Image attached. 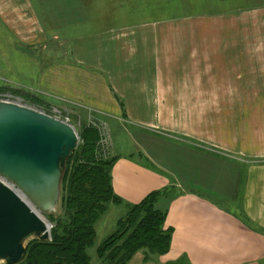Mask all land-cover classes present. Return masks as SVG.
I'll use <instances>...</instances> for the list:
<instances>
[{
  "label": "crops",
  "instance_id": "0c3cea01",
  "mask_svg": "<svg viewBox=\"0 0 264 264\" xmlns=\"http://www.w3.org/2000/svg\"><path fill=\"white\" fill-rule=\"evenodd\" d=\"M0 79L14 101L123 127L115 194L167 191L173 231L129 264H264V0H0Z\"/></svg>",
  "mask_w": 264,
  "mask_h": 264
},
{
  "label": "water",
  "instance_id": "95a60500",
  "mask_svg": "<svg viewBox=\"0 0 264 264\" xmlns=\"http://www.w3.org/2000/svg\"><path fill=\"white\" fill-rule=\"evenodd\" d=\"M76 128L34 107L0 100V263L19 264L26 240H52Z\"/></svg>",
  "mask_w": 264,
  "mask_h": 264
},
{
  "label": "trees",
  "instance_id": "16d2710c",
  "mask_svg": "<svg viewBox=\"0 0 264 264\" xmlns=\"http://www.w3.org/2000/svg\"><path fill=\"white\" fill-rule=\"evenodd\" d=\"M86 132L97 140L88 142L68 160L65 179L69 178L62 184L63 213L47 216L54 224L52 240H35L19 264H93L88 251L96 244L99 219L109 205H120L122 199L113 188L112 171L117 159L95 158L97 133L94 129ZM165 193H151L118 221L116 232L97 249L102 264H129L141 251L147 256L169 253L173 231L165 227L167 215L157 207Z\"/></svg>",
  "mask_w": 264,
  "mask_h": 264
},
{
  "label": "rangeland",
  "instance_id": "374dc122",
  "mask_svg": "<svg viewBox=\"0 0 264 264\" xmlns=\"http://www.w3.org/2000/svg\"><path fill=\"white\" fill-rule=\"evenodd\" d=\"M161 3V2H160ZM139 10V9H138ZM175 11H167L164 10L163 8L159 9H144V16L149 17V16H157L156 14H160V17H165V16H171L173 14H181L183 9L176 8L174 9ZM140 11V10H139ZM2 80L0 79V82ZM4 84L5 86L7 83H1ZM8 91L6 89H0V96H7ZM28 105V104H26ZM36 108V107H35ZM40 111H43L57 119H60L62 121H66L70 124H72L79 135V146L77 148V151H81L83 147L89 142V143H94L96 142L97 138L93 137L92 135L87 134L88 129H94V131L97 133L98 136V141L96 143V148H95V158L99 160H113V159H119V156H124L129 153V150L131 148L129 147V138L128 136L125 135V131L123 130V127L120 125L117 126H112V124L108 121L104 120H81L77 121L74 119H71L69 116L67 117L60 109H57L56 107H51L49 106L46 108L47 110H41L39 108H36ZM57 110V112H56ZM75 151V152H77ZM68 163V162H67ZM66 171H67V165L66 169L64 171V177L62 184L64 183V179L66 176ZM0 178L3 180V178L0 176ZM69 176L65 180H67ZM166 193L164 194L165 196L168 195V192L165 191ZM65 193L64 188L62 187V194ZM164 197V196H163ZM62 198V195H61ZM162 198V197H161ZM160 198V199H161ZM159 199V200H160ZM158 203V202H157ZM58 212L55 214L56 216H61L63 213V207L61 205L60 201V206L58 207ZM131 207H126L123 205V201L120 205L118 204H111L109 205V209L107 213L99 219L100 221L97 224V239H96V244L93 248H90L88 251L89 256L92 259L93 264H102V261L98 258L97 255V249L100 247V245L110 236H112L116 230H117V225L118 221L121 218L126 217V215L129 213ZM162 211V210H161ZM163 212V211H162ZM49 220V218H47ZM50 221V220H49ZM51 222V221H50ZM52 223V222H51ZM53 228L54 224L52 223ZM35 240H39L35 236H30L26 240V248L32 244ZM41 241V240H40ZM26 256V255H25ZM150 256H159L156 254H150ZM157 258V257H156ZM2 264V263H0Z\"/></svg>",
  "mask_w": 264,
  "mask_h": 264
},
{
  "label": "built area",
  "instance_id": "2783aa9c",
  "mask_svg": "<svg viewBox=\"0 0 264 264\" xmlns=\"http://www.w3.org/2000/svg\"><path fill=\"white\" fill-rule=\"evenodd\" d=\"M0 100H2V101H14V100H12L10 97H8V95L7 96H0ZM16 102H18V101H16ZM20 103V102H19ZM56 112H57V110H56Z\"/></svg>",
  "mask_w": 264,
  "mask_h": 264
},
{
  "label": "bare ground",
  "instance_id": "6f19581e",
  "mask_svg": "<svg viewBox=\"0 0 264 264\" xmlns=\"http://www.w3.org/2000/svg\"><path fill=\"white\" fill-rule=\"evenodd\" d=\"M13 102H16V101H13ZM23 104V103H22ZM26 105V104H25Z\"/></svg>",
  "mask_w": 264,
  "mask_h": 264
}]
</instances>
